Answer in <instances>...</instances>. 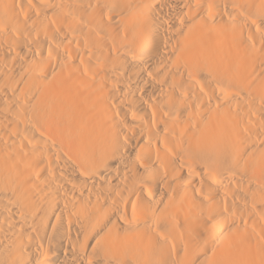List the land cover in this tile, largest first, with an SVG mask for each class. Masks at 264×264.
<instances>
[{"label": "bare ground", "instance_id": "bare-ground-1", "mask_svg": "<svg viewBox=\"0 0 264 264\" xmlns=\"http://www.w3.org/2000/svg\"><path fill=\"white\" fill-rule=\"evenodd\" d=\"M0 264H264V0H0Z\"/></svg>", "mask_w": 264, "mask_h": 264}]
</instances>
